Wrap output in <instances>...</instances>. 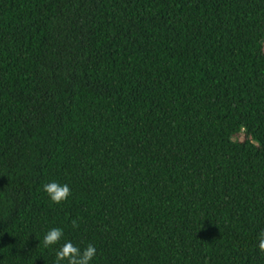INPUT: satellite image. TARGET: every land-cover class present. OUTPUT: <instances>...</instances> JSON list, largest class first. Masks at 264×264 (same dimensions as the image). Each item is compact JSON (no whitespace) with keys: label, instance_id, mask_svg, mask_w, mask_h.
I'll list each match as a JSON object with an SVG mask.
<instances>
[{"label":"trees","instance_id":"trees-1","mask_svg":"<svg viewBox=\"0 0 264 264\" xmlns=\"http://www.w3.org/2000/svg\"><path fill=\"white\" fill-rule=\"evenodd\" d=\"M51 227L93 264H264V0H0V264H53Z\"/></svg>","mask_w":264,"mask_h":264},{"label":"clouds","instance_id":"clouds-1","mask_svg":"<svg viewBox=\"0 0 264 264\" xmlns=\"http://www.w3.org/2000/svg\"><path fill=\"white\" fill-rule=\"evenodd\" d=\"M42 190L56 205L66 202L72 195L70 186L57 180H50L43 184ZM76 226L73 223V228ZM256 240L258 249L264 251V229L257 232ZM42 243L44 248L54 249L53 264H93L97 256V248L94 244L89 243L81 248L66 237L62 227L49 228L43 235Z\"/></svg>","mask_w":264,"mask_h":264},{"label":"rangeland","instance_id":"rangeland-1","mask_svg":"<svg viewBox=\"0 0 264 264\" xmlns=\"http://www.w3.org/2000/svg\"><path fill=\"white\" fill-rule=\"evenodd\" d=\"M238 141H242L243 140V136L241 135L240 137L237 138Z\"/></svg>","mask_w":264,"mask_h":264}]
</instances>
